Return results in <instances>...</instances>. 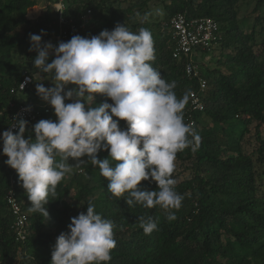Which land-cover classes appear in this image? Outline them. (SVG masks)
Instances as JSON below:
<instances>
[{
	"label": "trees",
	"instance_id": "16d2710c",
	"mask_svg": "<svg viewBox=\"0 0 264 264\" xmlns=\"http://www.w3.org/2000/svg\"><path fill=\"white\" fill-rule=\"evenodd\" d=\"M250 3L253 6L243 18H252L253 23L246 32L239 13ZM150 4L162 7V18L149 10ZM65 5L66 20L78 26L90 12L81 30L83 37L111 31L117 24L133 32L142 27L151 32L155 57L151 66L167 82L175 81L177 98L190 92L200 97L202 111H192L188 98L183 112L185 124L192 123L200 144L195 151L189 147L176 155L173 178L183 201L171 221L159 207H128L124 200L128 193L114 197L108 192V181L85 156L81 158L85 164L66 174L55 196H49L50 220L44 222L39 213L29 211L27 193L16 171L5 163L8 158L0 146V264H51L57 237L68 230L71 218L86 213L89 202L114 224L116 247L107 264H264V0H65ZM35 6L36 0H0V132L14 111L9 104H38L36 85L33 90H17L25 72L44 86H54L51 73L33 66L37 53L29 51V34L44 30L42 44L46 43L58 31L56 15L48 7L30 20L27 10ZM176 14L210 18L219 26L213 45L197 51L216 53L215 60L210 59L212 66L202 68L200 55L194 58L199 65L197 78L186 75L187 60L172 57L175 40L170 28L162 25ZM53 59L49 56L48 62ZM198 79L206 82L203 91ZM104 102L112 103L96 94L93 107ZM56 119L49 106V113L39 121ZM119 123L127 129L125 121ZM33 131L34 125L26 129L25 138ZM108 155L102 150L97 158ZM55 159L59 162L61 157ZM138 187L157 190L151 180L141 181ZM9 190L27 217L23 241L13 231L14 218L6 203ZM139 217H151L157 229L145 235Z\"/></svg>",
	"mask_w": 264,
	"mask_h": 264
},
{
	"label": "clouds",
	"instance_id": "9594fccd",
	"mask_svg": "<svg viewBox=\"0 0 264 264\" xmlns=\"http://www.w3.org/2000/svg\"><path fill=\"white\" fill-rule=\"evenodd\" d=\"M45 34L44 30L29 34V51L37 53L33 66L52 74L54 86L37 83L36 93L57 119L40 120L28 138V122L23 119L0 135L5 163L18 174L29 211L39 213L44 222L50 220L49 196H55L56 186L73 168L85 164L81 158L87 156L114 197L128 193L124 199L128 207H159L168 220H175L183 196L176 191L174 161L186 148L195 151L200 137L184 122L188 95L177 98L175 81L167 82L151 66L155 59L151 32L143 27L133 32L117 24L98 35H74L58 46L42 44ZM50 52L55 54L51 63ZM96 94L112 103L93 107ZM120 121L126 122V130ZM13 128L18 132L14 134ZM102 150L108 158H97ZM149 180L157 190L138 187ZM139 225L145 235L157 229L151 217H139ZM113 229V222L103 219L89 202L86 213L71 218L68 230L57 237L51 264H107L116 247Z\"/></svg>",
	"mask_w": 264,
	"mask_h": 264
},
{
	"label": "built area",
	"instance_id": "2783aa9c",
	"mask_svg": "<svg viewBox=\"0 0 264 264\" xmlns=\"http://www.w3.org/2000/svg\"><path fill=\"white\" fill-rule=\"evenodd\" d=\"M52 8L56 15L55 24L58 28V31L55 36L47 42H51L54 46H58L60 42L70 40L74 35L82 36L81 30L84 28V25L87 23L89 18L84 17L82 20L83 23L80 26L73 24L72 21H67L64 16V11L66 9L65 0H55ZM89 14L90 12L87 11V16ZM162 26L170 28L172 37L175 40L172 57L177 60H187L185 65L186 75L196 78L199 77V65L195 62L194 58L198 56L199 52L197 53V51L204 52V50L213 45V42L216 40L217 33L219 31L218 24L210 18L188 19L183 14H176L170 19L168 24L164 23ZM49 56L55 58L54 52H50ZM35 78V76L25 72L17 90L22 92L29 89L34 84ZM198 83L200 91H203L206 87L205 80L198 79ZM188 98L192 111L203 110V105L197 93L190 92ZM44 103L45 104L42 105L26 104L19 105L17 107H15L13 104H9L10 107L14 109V111L10 116L7 127L5 130L0 132V135L9 129L11 124L16 123L20 119L26 120L28 122L26 129L38 123L42 115L49 113L50 105L46 102ZM190 125H192V123H190ZM12 131L15 134L18 132V128H13ZM0 146L1 148L3 147L2 138H0ZM8 168L12 170L11 167L8 166ZM10 183L13 185L14 182L12 179ZM6 203L14 218L13 231L16 239L23 241L27 237V217L21 210V207L13 195L12 190L7 192Z\"/></svg>",
	"mask_w": 264,
	"mask_h": 264
},
{
	"label": "rangeland",
	"instance_id": "374dc122",
	"mask_svg": "<svg viewBox=\"0 0 264 264\" xmlns=\"http://www.w3.org/2000/svg\"><path fill=\"white\" fill-rule=\"evenodd\" d=\"M54 2H55V0H36V6H35L36 8H34L35 11L27 10V13H26L27 18L30 20L37 19L39 16L43 15L44 9L48 8V7H52ZM252 6H253V3H250L249 5L242 6L240 9V13H239V17H240V19H242V21L240 22V26L243 27L246 32L249 31L250 26L253 23V20H252V18H243V17L249 14L248 12L251 10ZM149 10L153 14H157L159 16V18H162L163 10H162L161 6H159V5L156 6L154 4L153 5L150 4ZM86 18H91V14H89L88 16L86 15ZM198 55H200V54H198ZM216 56H217V54L216 53L214 54V52L207 53V54L204 53V54L200 55V57H199L200 60L198 59L199 62L201 60H203L201 67L204 68L206 65H209V67H211L212 64L210 62V59L215 60ZM38 81H40V80H38ZM38 81H35L34 85H37V83H39ZM45 87L46 88L49 87V84H47ZM31 88L33 90L34 86L33 87L31 86ZM35 90H36V86H35V89L33 91H35ZM37 103L42 104L43 100H41L39 98V100H37ZM203 121H207V119L206 120L204 119ZM72 204L75 205L74 202Z\"/></svg>",
	"mask_w": 264,
	"mask_h": 264
},
{
	"label": "crops",
	"instance_id": "0c3cea01",
	"mask_svg": "<svg viewBox=\"0 0 264 264\" xmlns=\"http://www.w3.org/2000/svg\"><path fill=\"white\" fill-rule=\"evenodd\" d=\"M34 8H36V7H33V8H32V10H34V11H35V9H34Z\"/></svg>",
	"mask_w": 264,
	"mask_h": 264
},
{
	"label": "bare ground",
	"instance_id": "6f19581e",
	"mask_svg": "<svg viewBox=\"0 0 264 264\" xmlns=\"http://www.w3.org/2000/svg\"><path fill=\"white\" fill-rule=\"evenodd\" d=\"M31 11H34V10H31ZM34 17V16H33Z\"/></svg>",
	"mask_w": 264,
	"mask_h": 264
}]
</instances>
